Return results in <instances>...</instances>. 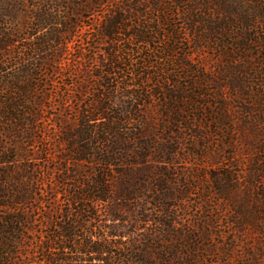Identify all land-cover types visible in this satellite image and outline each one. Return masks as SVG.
Returning <instances> with one entry per match:
<instances>
[{
  "label": "trees",
  "instance_id": "obj_1",
  "mask_svg": "<svg viewBox=\"0 0 264 264\" xmlns=\"http://www.w3.org/2000/svg\"><path fill=\"white\" fill-rule=\"evenodd\" d=\"M178 9L191 32L203 27L196 47L216 42L229 67L210 124L232 123L221 116L231 104L243 138L256 140L246 145L264 155V0H0V264H178L160 236L175 227L162 207L172 175L164 157L177 153L180 114L205 112L199 101L214 94L197 90L215 84L183 64L189 81L178 86L171 72L174 86L163 91L174 58L188 60L172 25ZM93 16L101 51L84 59L79 49L73 60L90 75L58 86L55 77L72 76L61 60ZM153 96L165 100L156 134L144 110ZM232 182L230 174L209 177L220 195Z\"/></svg>",
  "mask_w": 264,
  "mask_h": 264
},
{
  "label": "rangeland",
  "instance_id": "obj_2",
  "mask_svg": "<svg viewBox=\"0 0 264 264\" xmlns=\"http://www.w3.org/2000/svg\"><path fill=\"white\" fill-rule=\"evenodd\" d=\"M176 11L178 14L174 12L177 16L172 21V25L177 30L178 47L188 55V60L180 63V60L174 58L175 67H168V74L163 75V78L169 79V82L161 83L164 93L174 86L171 72L176 75L178 86L182 83L186 85L189 81L190 75L186 73L187 70L183 64L195 69L202 77L212 79L215 84L210 85L208 89L197 90L205 95L214 94L213 99L207 96L199 101L200 104L208 103L210 108H204L205 112H201L198 106H192V111H184L180 114L181 130L178 132L177 153L171 161L164 157L165 167L172 169V175L170 177L171 193L169 191L164 194L162 207L167 206L172 209L175 227L172 230L173 233H164L160 236L167 243L165 246L168 253L175 248L174 253L179 255L178 264H190V262L191 264H264V203H259L264 192V162H261L264 160V155L251 152V147L246 145V143L254 144L256 140L253 135L247 139L243 138L241 123L236 119L238 118L236 114H232L234 109H231V104L226 103L231 112L225 111L221 113V116L227 117L230 114L231 118H234L232 123L224 120L217 125L220 126L218 128L215 124H210L208 114L214 113V117H218L215 115V108L223 102L219 97L226 96V92L220 91L217 84L221 83L223 73L229 67L222 60L216 42L208 40L202 48L196 47L194 41L197 37L204 35L203 27L198 26L196 33L191 32L185 21L186 14L185 17L181 9ZM205 16L207 18V15ZM96 18L97 16H93L83 21L80 35L75 37L70 45V54L61 60L63 69H70L72 76L69 80H65L64 77H55L54 83L58 86L62 82L75 85L87 81L90 73L88 75L85 73L84 61L73 63V60L79 49L84 50V59L101 51L91 38L96 31L94 26ZM162 29V32L170 31V28L165 26ZM169 39L168 36L165 37V45L169 44ZM153 46L157 48V44ZM89 67H92L93 71V64ZM67 90L72 89L67 88ZM163 97L153 96L144 108L152 122L148 127L153 134L162 128L159 117L164 113ZM51 101L53 105L57 100L53 97ZM67 105L74 109L77 103L72 98ZM185 107L186 104H183V108ZM55 110L54 107L50 114H57ZM202 115L207 116V121L199 120ZM190 124L192 130L186 128V126L190 127ZM53 126L54 124L48 120V130H51ZM198 127H201V130ZM199 135H205L206 140L197 138ZM164 136L166 139L167 136ZM211 174L233 175L236 183L228 184L227 192L220 195L209 183ZM255 177L260 179L259 182L254 180ZM146 227L148 232L155 230L153 226ZM187 241L194 244L195 253L200 256L195 263L192 258L186 257L192 253V251H186ZM27 253L33 252L28 250Z\"/></svg>",
  "mask_w": 264,
  "mask_h": 264
}]
</instances>
